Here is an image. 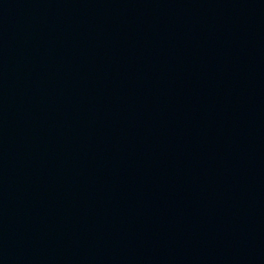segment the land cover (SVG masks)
<instances>
[{"label": "water", "instance_id": "water-1", "mask_svg": "<svg viewBox=\"0 0 264 264\" xmlns=\"http://www.w3.org/2000/svg\"><path fill=\"white\" fill-rule=\"evenodd\" d=\"M0 264H264V0H0Z\"/></svg>", "mask_w": 264, "mask_h": 264}]
</instances>
